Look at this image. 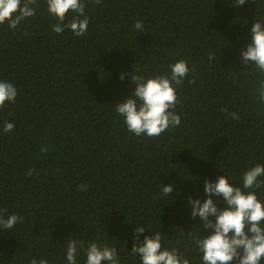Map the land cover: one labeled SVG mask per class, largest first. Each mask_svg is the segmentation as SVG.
Wrapping results in <instances>:
<instances>
[{
	"label": "trees",
	"instance_id": "16d2710c",
	"mask_svg": "<svg viewBox=\"0 0 264 264\" xmlns=\"http://www.w3.org/2000/svg\"><path fill=\"white\" fill-rule=\"evenodd\" d=\"M234 4L102 0L86 7L90 24L77 37L53 33L57 21L38 0L36 16L16 30L0 25V81L18 89L15 102L0 110V216L24 218L0 228V264L33 257L67 264L71 239L114 245L121 264H142L130 254L138 224L146 228L140 242L161 231L163 246L201 264L187 233L212 230L191 217L188 198L203 201L205 180L222 175L242 186L247 169L264 165V74L241 57L254 19L264 17V0ZM138 20L145 33L135 30ZM179 59L195 68L177 89L181 125L158 138L129 133L115 104L134 91L136 65L147 77L170 73ZM225 107L240 119L222 114ZM5 121L15 124L12 132H4ZM81 184L88 190L78 191ZM169 184L174 192L160 198ZM256 191L264 202V189ZM85 261L81 253L77 264Z\"/></svg>",
	"mask_w": 264,
	"mask_h": 264
},
{
	"label": "clouds",
	"instance_id": "9594fccd",
	"mask_svg": "<svg viewBox=\"0 0 264 264\" xmlns=\"http://www.w3.org/2000/svg\"><path fill=\"white\" fill-rule=\"evenodd\" d=\"M248 0H235V7L243 6ZM256 3V0H251ZM102 0H45L47 13L57 21L52 25V32L59 35L70 30L77 37L86 34L90 19L85 14L89 4L101 5ZM38 0H0V25L7 24L9 29L16 30L18 26L36 16ZM73 13L71 18L68 14ZM251 28L252 43L246 50H241L243 63L253 70L264 74V17L254 19ZM67 21V22H65ZM135 30L145 33L144 22H135ZM209 61L215 59V53L208 54ZM170 73L145 76L140 73L136 65L131 82L135 85L131 96L125 101L115 104L116 112L123 117V123L129 133L136 137L146 135L149 138H158L166 131L181 125L180 115L176 106L180 104L177 89L182 86L194 67H189L186 59H179L170 64ZM120 79H124L121 74ZM194 84L195 79L188 80ZM259 99L264 103V79L259 81ZM18 95L17 87L7 80L0 81V110L15 102ZM222 114L229 115L233 120L240 119L236 112H228L225 107ZM15 124L5 121L4 132L10 133ZM41 152H47L46 146H41ZM35 170L29 169L31 176ZM264 165L256 164L247 169L242 177V186L230 183L229 177L222 175L215 182L207 179L204 183L205 199L189 200L191 217L202 222L204 232L212 230L210 235L187 234L192 238V251L201 254V264H262L264 261V202L258 199L257 191L264 189ZM161 196H170L174 192L171 184L162 186ZM87 186L81 184L78 191H87ZM222 198L225 208L217 206V200ZM174 199V198H173ZM210 217H214L213 222ZM22 216L13 214L6 219L0 216V228L12 229L17 223H23ZM134 231L135 243L130 254L139 256L142 264H191V259L178 247L163 246L161 231L152 232L151 236H144L142 242L139 236L146 232L144 226ZM201 232V229L198 228ZM182 230V229H181ZM149 231V230H148ZM183 231V230H182ZM184 232V231H183ZM202 233V232H201ZM83 253L85 264H121L117 248L102 241L85 242L71 239L66 241L67 264H77L78 256ZM29 264H50L46 259L37 260L35 257Z\"/></svg>",
	"mask_w": 264,
	"mask_h": 264
}]
</instances>
